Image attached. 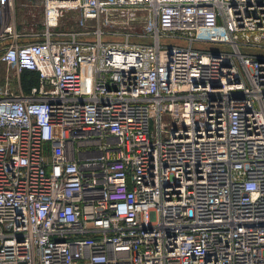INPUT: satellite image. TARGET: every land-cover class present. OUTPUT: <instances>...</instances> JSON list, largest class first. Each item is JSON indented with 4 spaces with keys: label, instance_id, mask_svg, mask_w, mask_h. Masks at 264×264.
Listing matches in <instances>:
<instances>
[{
    "label": "built area",
    "instance_id": "2783aa9c",
    "mask_svg": "<svg viewBox=\"0 0 264 264\" xmlns=\"http://www.w3.org/2000/svg\"><path fill=\"white\" fill-rule=\"evenodd\" d=\"M18 1L0 0V264H264V0H42L28 31ZM24 70L37 83L10 91Z\"/></svg>",
    "mask_w": 264,
    "mask_h": 264
},
{
    "label": "rangeland",
    "instance_id": "374dc122",
    "mask_svg": "<svg viewBox=\"0 0 264 264\" xmlns=\"http://www.w3.org/2000/svg\"><path fill=\"white\" fill-rule=\"evenodd\" d=\"M43 14H44V7L42 4V0H19L16 4L15 8V18H16V25L20 30L28 31V30H41L42 22H43ZM76 15L74 13H69L65 16L61 22L63 27L65 26H74L75 24ZM104 39H115V40H122V37L117 36H110L104 35ZM162 41L164 43H180V44H188L185 40L177 41L173 38H163ZM193 47L203 49V50H216L223 47L221 44L211 43V42H195ZM253 51H259L254 50ZM7 72L6 66L3 63H0V75H5ZM13 73L10 70V74ZM23 72H20V77L22 79ZM6 82V81H5ZM4 82V83H5ZM1 83V81H0ZM10 91L14 93H21L25 91V86L22 83L20 86L16 81L10 80L9 81Z\"/></svg>",
    "mask_w": 264,
    "mask_h": 264
},
{
    "label": "trees",
    "instance_id": "16d2710c",
    "mask_svg": "<svg viewBox=\"0 0 264 264\" xmlns=\"http://www.w3.org/2000/svg\"><path fill=\"white\" fill-rule=\"evenodd\" d=\"M38 81L37 74L34 71L24 70L22 76V83L28 89L31 85Z\"/></svg>",
    "mask_w": 264,
    "mask_h": 264
},
{
    "label": "crops",
    "instance_id": "0c3cea01",
    "mask_svg": "<svg viewBox=\"0 0 264 264\" xmlns=\"http://www.w3.org/2000/svg\"><path fill=\"white\" fill-rule=\"evenodd\" d=\"M63 27V26H62ZM75 27H77L76 26V21H75V24H74V26H65L64 28H66V29H73V28H75ZM42 28H43V25H42ZM41 28V29H42ZM0 81L2 82V83H4L6 80H5V75H3V74H1L0 75ZM15 81V80H14ZM37 83V82H36ZM35 83V84H36ZM29 89V88H28ZM28 89H26V87H25V90H28Z\"/></svg>",
    "mask_w": 264,
    "mask_h": 264
}]
</instances>
